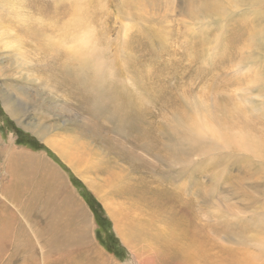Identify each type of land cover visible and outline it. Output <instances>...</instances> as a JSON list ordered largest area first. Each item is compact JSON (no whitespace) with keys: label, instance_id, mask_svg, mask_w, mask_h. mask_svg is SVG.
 Masks as SVG:
<instances>
[{"label":"rangeland","instance_id":"374dc122","mask_svg":"<svg viewBox=\"0 0 264 264\" xmlns=\"http://www.w3.org/2000/svg\"><path fill=\"white\" fill-rule=\"evenodd\" d=\"M149 222L160 250L128 239ZM56 224L94 264H181L174 224L264 264V0H0V264H44Z\"/></svg>","mask_w":264,"mask_h":264},{"label":"bare ground","instance_id":"6f19581e","mask_svg":"<svg viewBox=\"0 0 264 264\" xmlns=\"http://www.w3.org/2000/svg\"><path fill=\"white\" fill-rule=\"evenodd\" d=\"M92 42H93L92 38L85 36L81 40V45L78 51L81 48L85 49L87 47L89 48L90 45H94L95 43L92 44ZM78 51L75 52L78 53ZM194 123L196 126V130L198 131L200 129V124L198 122H194ZM209 129L211 132L210 134H212L214 137L217 136L219 137L218 139L222 138V141L224 142H228V140L226 139H229L232 142H236L242 148L245 147V148L257 150L260 148L259 146L263 144V142L258 138H250L249 139L250 144L246 143L245 139L247 137V130H241L240 128L236 130V133H234L233 137L231 135H229L231 136L229 137L228 134L224 135V133L219 127L213 128L211 126ZM55 226L53 228V233H50L52 234V236L46 241V246H48L50 249L47 255L44 254V258H43L44 264L49 263L48 258L51 256V253L53 254V256H55L58 253H65L64 264H94L91 263L90 261L84 260L85 257L88 256L86 254L87 252L86 253L84 252L86 256L83 259L81 258L77 259V256L75 254L76 251L78 250L81 251L82 248L84 250V246L87 247L88 244H90V241L86 238L88 236L83 235L84 237L80 238V232L78 231V228L72 225H70L68 229H65L64 224L62 225L56 224ZM189 228H191V226L189 227V225L185 228L184 225L174 224L171 228L170 234L167 236L171 238V242H168L169 244L163 247L165 249L161 250L162 253H166L170 250V248H173L174 255L172 257L175 260L181 259V261H179L181 264H247L244 258L239 257L236 254L234 255V253L232 254L231 252L232 250H229L224 255H217L218 250L225 249L222 246L216 248V246L220 244L219 242L213 241L209 236L206 238L205 237L206 234L204 235L205 238H202L201 236L204 233L202 234L200 229L194 230ZM87 229H86V233H87ZM142 229L143 232L141 233ZM83 230L85 229H82V231ZM63 236L65 237L64 240H63ZM128 239L129 240L132 239L131 241L132 246L134 245L133 244L134 242L141 241L148 244V246H150L151 244L152 247H154V249L156 247L157 249L160 250L162 248V241L165 239V232L160 225H156L154 223L149 222L147 224H144L142 227L141 226H138V228L133 227L131 231L128 230ZM182 242L183 243L185 242V245ZM213 249H215L216 252L210 255L208 252H210V250H212L213 252ZM66 251H68V254H66ZM183 252H185V260L182 257ZM97 254L101 264L103 255L100 252H98ZM141 258L143 263H146L144 257L141 256Z\"/></svg>","mask_w":264,"mask_h":264},{"label":"trees","instance_id":"16d2710c","mask_svg":"<svg viewBox=\"0 0 264 264\" xmlns=\"http://www.w3.org/2000/svg\"><path fill=\"white\" fill-rule=\"evenodd\" d=\"M20 129H18V131H19ZM19 134H18V137H20V138H22V139H24L25 141H20L22 144H27V145H30L31 147H33L34 149L36 148L37 150H42V149H44L45 148V146L42 144V143H40L34 136H32L31 134H29V133H26V132H24V131H22V130H20V132H18ZM53 155V154H52ZM56 157V156H55ZM53 158H54V155H53ZM55 159V158H54ZM55 161L60 165V166H62V168L65 170V171H67L70 175H71V177H72V179H73V181L78 185V186H80V188H82L83 189V191H84V195L86 196L88 193H89V191H88V189L85 187V185L83 184V182L81 181V180H79L73 173H72V171L65 165V164H63L62 163V161L58 158V157H56V159H55Z\"/></svg>","mask_w":264,"mask_h":264},{"label":"flooded vegetation","instance_id":"af4514ba","mask_svg":"<svg viewBox=\"0 0 264 264\" xmlns=\"http://www.w3.org/2000/svg\"><path fill=\"white\" fill-rule=\"evenodd\" d=\"M92 209V213H95L94 219L96 220V223L98 224V227H101V229L103 230H109V224H108V219L106 218L105 214H103V210L100 208H95L94 206H90ZM112 237H109L106 242H107V246L110 248H112V250L116 249V244L114 243L113 240H111ZM107 248V249H109Z\"/></svg>","mask_w":264,"mask_h":264}]
</instances>
